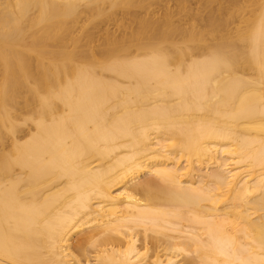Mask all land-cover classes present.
<instances>
[{
    "label": "bare ground",
    "instance_id": "obj_1",
    "mask_svg": "<svg viewBox=\"0 0 264 264\" xmlns=\"http://www.w3.org/2000/svg\"><path fill=\"white\" fill-rule=\"evenodd\" d=\"M168 1L0 0V264H264V0Z\"/></svg>",
    "mask_w": 264,
    "mask_h": 264
},
{
    "label": "rangeland",
    "instance_id": "obj_2",
    "mask_svg": "<svg viewBox=\"0 0 264 264\" xmlns=\"http://www.w3.org/2000/svg\"><path fill=\"white\" fill-rule=\"evenodd\" d=\"M189 2H190V6L191 7H194V8H196V7H200L201 6V4H200V0H189ZM215 2H216V5H217V8L220 6V5H227L228 3V0H215ZM168 4L170 5V7L172 8V9H175L176 7H174V5L176 6V4H175V1L174 0H169L168 1ZM174 4V5H173ZM156 4L154 3V6H155ZM172 5V6H171ZM160 5H157V6H155V8H154V10L157 12H159V10H160V12L159 13H161L162 11V6H160V9L158 8ZM159 10H158V9ZM157 9V10H156ZM156 13V14H159V13ZM177 22L178 21H180L182 24H184V25H188L189 23H190V21H192V19H175ZM200 20V21H199ZM198 21H199V24L201 23V19H198ZM108 22V21H107ZM107 22H103L102 23V25L100 24V26L101 27H103L102 28V30L103 29H105V28H108L109 30H112V31H117L118 29H117V25H116V22L115 21H109V24L107 23ZM112 22V23H111ZM114 22V23H113ZM104 23H107V24H105L106 25V27H105V25H104ZM236 23H234V24H232V25H235ZM105 27V28H104ZM111 28V29H110ZM117 29V30H116ZM95 34H97V33H99V32H97V29H94V30H92ZM100 31H101V28H100ZM104 31V30H103ZM117 32H119V30L117 31ZM98 35V34H97Z\"/></svg>",
    "mask_w": 264,
    "mask_h": 264
}]
</instances>
